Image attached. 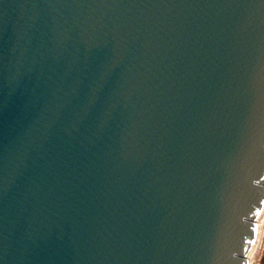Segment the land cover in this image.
I'll use <instances>...</instances> for the list:
<instances>
[{
  "label": "water",
  "instance_id": "1",
  "mask_svg": "<svg viewBox=\"0 0 264 264\" xmlns=\"http://www.w3.org/2000/svg\"><path fill=\"white\" fill-rule=\"evenodd\" d=\"M264 207V0H0V264H247Z\"/></svg>",
  "mask_w": 264,
  "mask_h": 264
},
{
  "label": "bare ground",
  "instance_id": "2",
  "mask_svg": "<svg viewBox=\"0 0 264 264\" xmlns=\"http://www.w3.org/2000/svg\"><path fill=\"white\" fill-rule=\"evenodd\" d=\"M257 224H258L257 234L254 243L247 255V264H255L257 260V256L261 249V245L264 238V207L257 218Z\"/></svg>",
  "mask_w": 264,
  "mask_h": 264
},
{
  "label": "rangeland",
  "instance_id": "3",
  "mask_svg": "<svg viewBox=\"0 0 264 264\" xmlns=\"http://www.w3.org/2000/svg\"><path fill=\"white\" fill-rule=\"evenodd\" d=\"M255 264H264V238Z\"/></svg>",
  "mask_w": 264,
  "mask_h": 264
}]
</instances>
